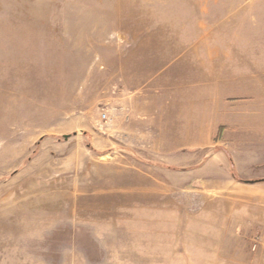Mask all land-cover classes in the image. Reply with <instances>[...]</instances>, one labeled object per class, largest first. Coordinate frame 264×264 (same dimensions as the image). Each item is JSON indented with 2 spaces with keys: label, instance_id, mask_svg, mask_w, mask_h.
<instances>
[{
  "label": "rangeland",
  "instance_id": "1",
  "mask_svg": "<svg viewBox=\"0 0 264 264\" xmlns=\"http://www.w3.org/2000/svg\"><path fill=\"white\" fill-rule=\"evenodd\" d=\"M146 185L182 198L184 233L116 264H260L264 0H0V264H111L95 231L129 206L108 199ZM242 196L248 242L215 238Z\"/></svg>",
  "mask_w": 264,
  "mask_h": 264
},
{
  "label": "crops",
  "instance_id": "2",
  "mask_svg": "<svg viewBox=\"0 0 264 264\" xmlns=\"http://www.w3.org/2000/svg\"><path fill=\"white\" fill-rule=\"evenodd\" d=\"M129 191H126L125 193L134 194L135 196L125 197V196H119L113 197L108 199L111 200L112 206L116 208V206L119 205H128V209H115L118 210V214H123L124 216H121V220L113 218L111 222L113 223L112 232L101 230L100 228H97L96 238H98V241L104 240V242L108 243L110 248H113V252L108 253L105 255L108 258V262L111 264H116L120 261L119 255L117 254L116 247L118 248V244L122 243L124 248L127 249H133L129 257L134 259H140L144 257H150V258H156L161 257V254L156 253V251L159 250V247L165 244L166 241L169 240V234L171 227L173 228L172 233L175 234H183L184 233V205L182 198L171 196L169 193V187H163V186H135V187H129ZM231 190H244L247 189L246 187H232ZM227 189V190H230ZM113 192H116L119 190V193L121 188H111ZM131 190V191H130ZM228 193V192H227ZM235 193V192H234ZM87 202H90L92 205L91 209L96 210L97 219L96 222L99 225H103L104 227V221L103 216L100 217L99 215L102 213L101 205L104 204V196H87L86 198ZM236 201L240 200V203L244 208L241 209V212L233 211V210H221L217 209L215 211H212V215H214L215 219L217 221L215 222V226L210 227V232L215 235V238H223L229 235H239L241 241H246L249 239L250 231V208H249V197H241V198H225L224 201ZM257 205V213L256 215H252L255 218V222L257 227L260 228V237L262 244L258 248L257 256L260 258V264H264V198L263 200L257 199L256 201ZM263 206L262 208L260 206ZM113 208V209H114ZM128 211V212H126ZM130 212V214H129ZM129 215V216H125ZM211 215V214H210ZM88 219V218H87ZM85 220V219H84ZM108 220V219H107ZM121 221V222H120ZM110 222V223H111ZM117 222H120L119 224H122L124 222H130L128 224L134 225L135 229L132 230L134 233L132 237L125 238L126 244H124V238L121 239L117 237V234L121 232V228L118 226ZM97 224V225H98ZM240 225V232L237 230V226ZM240 233V234H238ZM104 235V236H101ZM228 235V236H229ZM149 245L152 246V252L150 253H144V246L142 244L145 241H149ZM230 237V236H229ZM119 242V243H117ZM146 244L145 249L148 250L149 246ZM113 245V247H111ZM109 250V249H108ZM151 250V249H150ZM110 251V250H109ZM245 256L248 255V247L244 250ZM133 253V254H132Z\"/></svg>",
  "mask_w": 264,
  "mask_h": 264
},
{
  "label": "trees",
  "instance_id": "3",
  "mask_svg": "<svg viewBox=\"0 0 264 264\" xmlns=\"http://www.w3.org/2000/svg\"><path fill=\"white\" fill-rule=\"evenodd\" d=\"M224 131V126H220V129L218 131V135H221Z\"/></svg>",
  "mask_w": 264,
  "mask_h": 264
},
{
  "label": "built area",
  "instance_id": "4",
  "mask_svg": "<svg viewBox=\"0 0 264 264\" xmlns=\"http://www.w3.org/2000/svg\"><path fill=\"white\" fill-rule=\"evenodd\" d=\"M104 117H106V114H104ZM256 246V244L254 245V247Z\"/></svg>",
  "mask_w": 264,
  "mask_h": 264
}]
</instances>
